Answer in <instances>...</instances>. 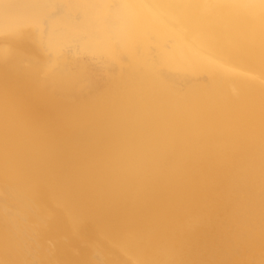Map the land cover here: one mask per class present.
Listing matches in <instances>:
<instances>
[{
    "label": "bare ground",
    "instance_id": "obj_1",
    "mask_svg": "<svg viewBox=\"0 0 264 264\" xmlns=\"http://www.w3.org/2000/svg\"><path fill=\"white\" fill-rule=\"evenodd\" d=\"M0 264H264V0H0Z\"/></svg>",
    "mask_w": 264,
    "mask_h": 264
}]
</instances>
